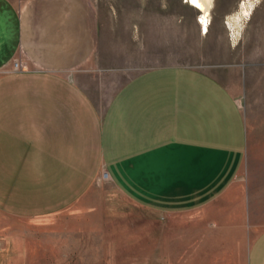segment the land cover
<instances>
[{
  "label": "crops",
  "instance_id": "obj_1",
  "mask_svg": "<svg viewBox=\"0 0 264 264\" xmlns=\"http://www.w3.org/2000/svg\"><path fill=\"white\" fill-rule=\"evenodd\" d=\"M98 42L87 0H0V213L71 211L106 170L155 230L171 217L170 264H264V162L248 160L238 100L211 75L169 65L98 102L70 75ZM20 54L27 69L9 71Z\"/></svg>",
  "mask_w": 264,
  "mask_h": 264
},
{
  "label": "rangeland",
  "instance_id": "obj_2",
  "mask_svg": "<svg viewBox=\"0 0 264 264\" xmlns=\"http://www.w3.org/2000/svg\"><path fill=\"white\" fill-rule=\"evenodd\" d=\"M27 1L12 0L20 10ZM87 1L99 18V42L70 75L92 99L103 102L114 87L155 66L204 72L238 100L248 160L253 153L264 162V0H253L237 38L226 20L243 0H214L207 32L186 0ZM15 60L26 61L22 54ZM105 172L66 213L45 220L0 213V264H170L171 217L155 230L150 212L128 202Z\"/></svg>",
  "mask_w": 264,
  "mask_h": 264
},
{
  "label": "bare ground",
  "instance_id": "obj_3",
  "mask_svg": "<svg viewBox=\"0 0 264 264\" xmlns=\"http://www.w3.org/2000/svg\"><path fill=\"white\" fill-rule=\"evenodd\" d=\"M186 3L198 10L200 14L199 22L201 24V29L207 32L209 29L208 23L212 15L214 0H196L195 3H193V0H186ZM252 7L253 0H243L239 11L227 17L226 24L233 30V34L236 38L240 32L241 24L251 12ZM103 178L108 181L110 179L109 174L105 172Z\"/></svg>",
  "mask_w": 264,
  "mask_h": 264
},
{
  "label": "built area",
  "instance_id": "obj_4",
  "mask_svg": "<svg viewBox=\"0 0 264 264\" xmlns=\"http://www.w3.org/2000/svg\"><path fill=\"white\" fill-rule=\"evenodd\" d=\"M26 69H27V64L25 62L19 61V60H15L8 70L11 71V72H19V71H23V70H26Z\"/></svg>",
  "mask_w": 264,
  "mask_h": 264
},
{
  "label": "snow or ice",
  "instance_id": "obj_5",
  "mask_svg": "<svg viewBox=\"0 0 264 264\" xmlns=\"http://www.w3.org/2000/svg\"><path fill=\"white\" fill-rule=\"evenodd\" d=\"M196 2V0H193V3H195Z\"/></svg>",
  "mask_w": 264,
  "mask_h": 264
}]
</instances>
